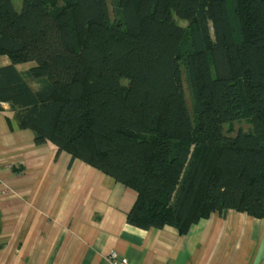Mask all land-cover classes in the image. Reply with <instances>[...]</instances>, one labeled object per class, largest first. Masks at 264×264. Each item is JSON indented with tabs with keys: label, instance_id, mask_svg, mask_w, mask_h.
Returning <instances> with one entry per match:
<instances>
[{
	"label": "trees",
	"instance_id": "obj_1",
	"mask_svg": "<svg viewBox=\"0 0 264 264\" xmlns=\"http://www.w3.org/2000/svg\"><path fill=\"white\" fill-rule=\"evenodd\" d=\"M1 55L0 112L133 188L129 224L264 217V0H0Z\"/></svg>",
	"mask_w": 264,
	"mask_h": 264
},
{
	"label": "crops",
	"instance_id": "obj_2",
	"mask_svg": "<svg viewBox=\"0 0 264 264\" xmlns=\"http://www.w3.org/2000/svg\"><path fill=\"white\" fill-rule=\"evenodd\" d=\"M10 62L0 56V66ZM2 107L0 264H110L111 252L128 264H264V217L214 212L185 234L170 225L133 226V188L51 142L37 144L10 105Z\"/></svg>",
	"mask_w": 264,
	"mask_h": 264
},
{
	"label": "rangeland",
	"instance_id": "obj_3",
	"mask_svg": "<svg viewBox=\"0 0 264 264\" xmlns=\"http://www.w3.org/2000/svg\"><path fill=\"white\" fill-rule=\"evenodd\" d=\"M13 5H14L16 10H18V11L21 10L22 0H13ZM178 21L183 26H186V24H187L185 21H181V20H178ZM33 88L36 89L37 87L33 86ZM185 92H186L188 106H189L191 112H193V104H192V100L190 97V92L186 86H185ZM239 130H244L246 132H249L250 130L251 131L253 130V127L247 119H242L239 121H235L231 124L225 125V132L226 133H231L232 135H235L239 132Z\"/></svg>",
	"mask_w": 264,
	"mask_h": 264
},
{
	"label": "built area",
	"instance_id": "obj_4",
	"mask_svg": "<svg viewBox=\"0 0 264 264\" xmlns=\"http://www.w3.org/2000/svg\"><path fill=\"white\" fill-rule=\"evenodd\" d=\"M108 261L110 264H128V259L123 257L119 258L115 252H111L108 257Z\"/></svg>",
	"mask_w": 264,
	"mask_h": 264
}]
</instances>
